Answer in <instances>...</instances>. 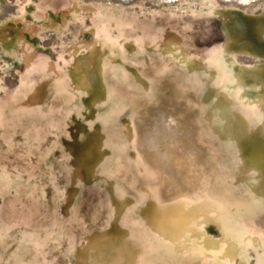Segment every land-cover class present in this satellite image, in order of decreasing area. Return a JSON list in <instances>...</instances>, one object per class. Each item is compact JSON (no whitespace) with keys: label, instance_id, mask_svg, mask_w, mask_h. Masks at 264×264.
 Instances as JSON below:
<instances>
[{"label":"bare ground","instance_id":"obj_1","mask_svg":"<svg viewBox=\"0 0 264 264\" xmlns=\"http://www.w3.org/2000/svg\"><path fill=\"white\" fill-rule=\"evenodd\" d=\"M9 1L32 34L48 8L67 16L46 25L70 34L53 61L18 29L0 35L25 62L13 89L0 72V264H264V14ZM202 29L225 38L195 49ZM52 123L60 142L43 155L53 132L34 134ZM33 161L54 173L27 175Z\"/></svg>","mask_w":264,"mask_h":264},{"label":"rangeland","instance_id":"obj_2","mask_svg":"<svg viewBox=\"0 0 264 264\" xmlns=\"http://www.w3.org/2000/svg\"><path fill=\"white\" fill-rule=\"evenodd\" d=\"M79 1L85 5L94 3L98 7H100L102 5H109V4L111 5V4L117 3V4H120L124 8L126 13H128V14L133 13L137 18H140V19H143V18L145 19L147 16H150L151 14H155V17L164 16L165 10L198 11V10H204L206 7V5L205 6L203 5L202 0H118V1L117 0H79ZM213 1L215 3V7H217L218 11L223 12L222 14H224L225 16H229L228 12L232 11V10L238 11L244 17H246V16L256 17V16H261L264 14V12H263L264 10L262 8V7H264V0H213ZM29 2L31 4L32 0H29ZM13 6L14 5L9 0H0V35H2L1 33H4V31L6 29H18L19 31H21V34H22L24 40L26 41V43H29L33 47L34 50L41 53V55L44 56L46 59H49L48 61H53L54 54H55V52H54L55 48L62 45L63 41L68 39V36L70 33L65 28L64 29L62 28L61 33H56L54 30H52V28L49 25H46V23H48L49 21H54V20L62 21L64 18H66L67 14H64L61 12L58 15V13H56L52 8H48L47 9V10H49L48 13L51 15H48L47 18L39 19V21L36 22V24L43 25L44 28L41 31V35H35V34H32L31 30L28 29L27 26H23L22 22L16 21V18H15L16 16L14 17V14H13V9H12ZM36 7H37V5L35 4L34 13L37 12ZM26 15L29 16V13H27ZM39 15L40 14H38L37 16H39ZM226 19H227V21H229L228 17H226ZM76 20L78 21V23L79 22L81 23L80 17L77 18ZM205 20L201 19L200 21H205ZM26 22H28V21H26ZM29 22H30V24H32V20H30ZM69 22L72 25L74 21L71 20ZM23 23H25V22H23ZM197 26L199 27V25H197ZM80 29H81V31H79L78 34L81 35L82 37L88 38L89 30L86 28V26H80ZM193 32H191V35L193 36L191 41H192V46L194 48L196 47L195 49H201L202 47L207 46L208 44L209 45L213 44L215 42H223V40L225 38L223 32H218L217 34H211V33H209V31L204 30V29H202L201 32L195 31V30ZM8 35L11 36L10 34H8ZM43 35H44V37H43ZM0 38H1V36H0ZM58 39H59V42H58ZM217 39H218V41H217ZM183 40H185V39H183ZM12 46H13V44L4 46L3 42L0 41V72L4 73L5 70L7 69V71L3 74V77H4L3 85H5V88H7L8 90L13 89V87H14L13 84L16 81L17 74H18V76L21 74L19 72V70H21L25 64V62H23L24 60L23 61L21 60V58L23 56L22 55L23 51L19 50V49L13 50L14 48L12 49L11 48ZM1 47H3L2 50H1ZM6 50H7V52H5ZM12 51L13 52L15 51V52L13 53ZM19 51H21V53ZM77 52H84V50L83 49H77ZM2 53H4V54H2ZM14 54H16V55H14ZM241 55H243V54H241ZM245 57H247V56H245ZM12 59H13V61H12ZM18 60H19V62H18ZM239 61L242 62L243 64L244 63L247 64L248 62L250 63L252 61V59H244L242 57L241 58L239 57ZM7 65H10V67L7 68ZM52 96H53V94H52ZM89 109L90 108L88 106L81 105L79 107V116H80V119L82 121L85 120L87 123H89L92 126L93 118H91L90 116L89 117L86 116L87 111H89ZM82 112H83V114H82ZM70 116H71L70 111H66V112L62 113L61 117H62L64 128L66 126L65 123L67 122V120ZM48 126H49V128H48ZM48 126L46 127V131L53 132V139L55 142L57 139L56 135L58 132L55 129L56 126L54 125L55 130L53 129V123L48 125ZM14 133H15V135H14ZM14 133H13V135H14L13 140H14V142H16V144H19V146H20V145L26 143V141L24 142V140H27V137L25 138V136L22 135V133H19L18 131H16V132L14 131ZM53 146H55V144L51 145V148ZM104 149H105V147H103L102 151ZM44 171H46V170L44 169ZM42 173H43V170H42ZM8 178H11L10 180H12V179L16 180L15 178H18V177L17 176L15 177V175H13V174H11V175L9 174ZM28 182H29L28 178H25V179H23V184H21V185H26ZM45 184L46 183H43V187L45 186ZM49 232H52V230H49ZM205 232L212 237L218 236L217 229H215V227L210 223H207L205 225ZM234 264H238V263L235 262ZM243 264H248V263H243Z\"/></svg>","mask_w":264,"mask_h":264},{"label":"water","instance_id":"obj_3","mask_svg":"<svg viewBox=\"0 0 264 264\" xmlns=\"http://www.w3.org/2000/svg\"><path fill=\"white\" fill-rule=\"evenodd\" d=\"M239 57L241 58H244V59H253V58H251L250 56H247V57H245V55H239ZM206 83V78H203L202 79V84H203V86H204V84ZM201 84V85H202ZM202 86V87H203ZM55 126H57L56 124H55ZM44 133H46V129L45 130H41V129H39L35 134H34V137H35V139H38V140H40V139H42L44 136H45V134ZM60 142V140H59V137L57 136V139H56V142H53V144H55V146L54 147H57L58 146V143ZM53 148V147H52ZM52 148H51V146L49 147V148H47V149H45L44 151H43V155H45V154H49V153H52ZM90 148V147H89ZM92 150V149H91ZM245 153V152H244ZM72 154H75V155H78L80 158H83V159H87V157H86V152L85 151H83V150H80L79 151V149H74V151L72 152ZM94 156V154L92 153V155H91V158ZM40 162V161H39ZM39 162L38 161H33L32 162V164L30 165V166H28V168H27V175H30V176H32L33 174H37L38 176H44V175H46V177H48V176H50V175H52L54 172L52 171L53 170V168H51L49 165H47L46 167H47V169H45L44 167H42L40 164H39ZM35 164V165H34ZM44 169L46 170V171H44ZM43 170V173L41 172ZM58 182V180L57 181H54V184H55V186L57 187V189L59 188V186H58V184H59V182ZM44 196H45V194H44ZM43 195H42V197L41 196H38L37 195V198H38V201H39V207H42V206H45V200L46 199H44V198H46V197H44ZM242 212H244V211H242Z\"/></svg>","mask_w":264,"mask_h":264}]
</instances>
